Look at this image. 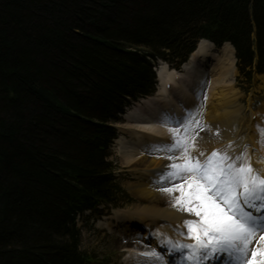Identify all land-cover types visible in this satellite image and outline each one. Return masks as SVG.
<instances>
[{
  "label": "trees",
  "instance_id": "trees-1",
  "mask_svg": "<svg viewBox=\"0 0 264 264\" xmlns=\"http://www.w3.org/2000/svg\"><path fill=\"white\" fill-rule=\"evenodd\" d=\"M203 38L264 74V0H0V264L92 263L77 217L121 191L111 123Z\"/></svg>",
  "mask_w": 264,
  "mask_h": 264
},
{
  "label": "bare ground",
  "instance_id": "bare-ground-1",
  "mask_svg": "<svg viewBox=\"0 0 264 264\" xmlns=\"http://www.w3.org/2000/svg\"><path fill=\"white\" fill-rule=\"evenodd\" d=\"M158 71L161 86L156 94L134 103L126 116L127 123L118 126L121 136L128 135L133 139V143L129 142L131 146L126 145V151L123 150L120 153L124 158V165L139 174L138 182L132 187L138 202L132 210L116 212L112 219L116 220L119 230H121L119 226H124L127 229L125 232L119 231L114 222L106 221L99 224L110 234H119L120 244L126 243L124 239H130L128 246L124 247L127 250L126 264H150L151 262L156 264L154 261H144L138 257L137 253H147L133 248L132 245H135L138 240L141 244L151 245L154 251L163 255L161 264H185L182 254L170 258L176 252H170L166 244L164 247L160 246L165 240L170 239L179 243L193 242L180 233L187 232L184 227L186 219L197 220L198 218L173 207V197H178L180 193L169 194L162 191V188L173 187V183L159 182L161 172L170 170L169 166L174 162H182L167 159L173 153L160 150L162 145L173 143L169 129L176 128L177 121L184 120L188 123L187 137L191 136L188 138L194 145L190 151L201 161L214 150H226V146L222 144L230 141L233 146L227 151L233 156L239 154L242 149L237 145L247 129L246 143L249 145L247 152L252 166L264 175V146L256 143L257 140H255L256 137L261 139L258 127L264 129V106L258 114H252V116L256 115V123L251 119L248 123L242 116L240 108L233 110L229 108L232 104L230 97L238 76L235 50L230 44L217 50L211 43L202 41L192 57V62L187 64L181 72L168 70L165 64L160 65ZM258 78L261 83L260 89L264 90V76ZM167 85L171 88L168 89ZM206 85L210 90L207 94L209 107L205 109L200 99L201 95L204 97L206 93L208 88H205ZM213 100L216 103L213 104ZM202 115H205L204 119L209 124L197 129ZM180 134L185 133L180 130ZM201 140H203L202 143ZM116 142L127 144L123 143L124 139L120 137ZM252 148H256V152L252 153ZM200 152H204V156H199ZM174 155L179 157L181 153L176 151ZM174 183L179 185L181 182ZM223 261L222 264H230L227 256H224Z\"/></svg>",
  "mask_w": 264,
  "mask_h": 264
},
{
  "label": "snow or ice",
  "instance_id": "snow-or-ice-1",
  "mask_svg": "<svg viewBox=\"0 0 264 264\" xmlns=\"http://www.w3.org/2000/svg\"><path fill=\"white\" fill-rule=\"evenodd\" d=\"M177 124L184 125L185 134H180L179 127L169 129L173 143L162 145L160 150L173 153L167 159L182 162H174L170 170L161 172L159 182L173 183V187L161 190L179 192L173 197V207L198 219H186L187 232L180 233L192 243L169 239L160 246L166 244L170 252L181 253L185 264H210L224 256L230 264H264V175L252 166L248 145L233 156L227 151L232 148L230 143L226 150H214L201 161L190 151L188 123L179 120ZM258 132L264 146V129L258 128ZM176 151L181 153L179 157L174 155ZM175 181L181 183L176 185ZM141 255L156 264L163 261L157 251Z\"/></svg>",
  "mask_w": 264,
  "mask_h": 264
},
{
  "label": "rangeland",
  "instance_id": "rangeland-1",
  "mask_svg": "<svg viewBox=\"0 0 264 264\" xmlns=\"http://www.w3.org/2000/svg\"><path fill=\"white\" fill-rule=\"evenodd\" d=\"M235 86L232 90V95L230 99L232 100V104L229 106L231 110L240 108L242 116L245 117L246 121H251V115L252 114H258V112L263 108L264 106V90L260 89V81L257 76H254L251 83H248L244 77L240 75L238 72V76L236 77ZM207 84V83H206ZM210 86V84H208ZM208 86L206 85L205 88ZM211 87V86H210ZM204 88V91H205ZM209 87L206 89V93L203 97L201 95L200 102L202 106L206 109L209 107V104L207 102L208 95L209 94ZM203 93V92H201ZM227 102V101H226ZM216 103V101L213 100V104ZM208 110V109H207ZM129 111V110H128ZM209 111V110H208ZM128 114V112H127ZM127 116V115H126ZM205 115H202V118L200 121H198L197 129L199 127L203 128L204 126H207L209 122H206L204 119ZM253 121V120H252ZM254 122V121H253ZM257 122V121H256ZM254 122V123H256ZM123 123H127L126 117L125 121ZM119 123L116 124V127L118 129V126L123 124ZM142 125V124H140ZM179 127L181 131H184V125L181 127L180 125H176V128ZM260 128V126L258 127ZM261 129V128H260ZM119 131V129H118ZM247 129L242 134V139L239 141L237 147H240L241 145H245V142L247 140ZM191 138V136H188ZM187 137V142L190 144V149L193 147L192 140ZM124 139L123 143L127 144H121L116 142L112 147V156L110 158L111 161L115 163L118 167V171L116 172V176L118 178V183L123 191V193L115 196L113 203L111 204L115 208H111L112 206L109 204H104L101 206V210L98 213H88L87 215L83 216L79 220V228L81 229L82 233V239H81V251L94 256L93 263L92 264H126V251L125 246H128V241L130 239H124L126 241L125 244H120L119 239L120 236H111L107 234L106 228H101L99 224L104 223L106 221H109L107 219H113L114 212L122 211V210H132L133 207L137 204L138 198L133 193V185L138 182L139 174L135 173L131 168L124 165V158L121 156L120 151H126L125 147L126 145H129L130 143H133V139L126 135L121 136L120 139ZM259 144V137L256 139ZM203 140H201L202 143ZM228 142L223 143L222 145L227 146ZM232 144V143H231ZM247 144V143H246ZM131 146V145H129ZM233 146V145H232ZM249 146V145H248ZM244 150L243 148H241ZM251 152H256V148H252ZM136 154V153H134ZM211 153H209L210 155ZM110 206V208H108ZM121 209V210H118ZM118 210V211H117ZM115 212V213H116ZM113 217V218H112ZM103 221V222H102ZM101 222V223H100ZM111 222V221H109ZM113 222V221H112ZM115 227L118 229V224L115 222ZM120 227V226H119ZM106 229L107 231H105ZM121 229V228H120ZM126 231L127 229L123 228ZM119 230V229H118ZM119 230V231H121ZM109 232V231H108ZM128 232V231H127ZM110 233V232H109ZM134 243V242H133ZM140 244V245H139ZM133 248H136L138 250H142L143 252L146 251H152L151 245L148 244H141V242L138 240L135 245H132ZM144 247V248H143ZM146 247V248H145ZM154 251V250H153ZM150 264H153L151 262Z\"/></svg>",
  "mask_w": 264,
  "mask_h": 264
}]
</instances>
